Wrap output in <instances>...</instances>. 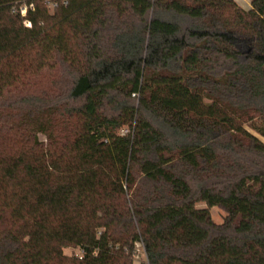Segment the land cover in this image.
Returning a JSON list of instances; mask_svg holds the SVG:
<instances>
[{
    "label": "trees",
    "instance_id": "trees-1",
    "mask_svg": "<svg viewBox=\"0 0 264 264\" xmlns=\"http://www.w3.org/2000/svg\"><path fill=\"white\" fill-rule=\"evenodd\" d=\"M261 138L264 0H0V264H264Z\"/></svg>",
    "mask_w": 264,
    "mask_h": 264
},
{
    "label": "rangeland",
    "instance_id": "rangeland-1",
    "mask_svg": "<svg viewBox=\"0 0 264 264\" xmlns=\"http://www.w3.org/2000/svg\"><path fill=\"white\" fill-rule=\"evenodd\" d=\"M250 1L251 0H237V2L239 3V5L243 8H248L250 5ZM50 11V10H49ZM50 13H52V11H50ZM54 78V76H52V74L47 73V75L45 76V79L43 80V83H41L43 86H47L48 82L50 80H52ZM247 129L253 133L254 135H256L257 137L258 134H256L253 130H251L250 128L247 127ZM261 140L264 142V139L261 138ZM198 208L202 209L205 208V205L203 204H199ZM211 216L212 219L215 223L217 224H221L224 221V213L217 207H214L211 209ZM75 253H77V250H75V248H67L64 249V254L68 257H73L75 256ZM133 264H146V258L142 252V249L140 247H138V252H137V256H136V260L134 261Z\"/></svg>",
    "mask_w": 264,
    "mask_h": 264
},
{
    "label": "built area",
    "instance_id": "built-area-1",
    "mask_svg": "<svg viewBox=\"0 0 264 264\" xmlns=\"http://www.w3.org/2000/svg\"><path fill=\"white\" fill-rule=\"evenodd\" d=\"M29 11H32V12L35 11V7L33 4L31 5L23 4L19 8L17 7L13 8V11H12L13 14H19L24 19L23 25L26 28L31 27V22L27 19V15Z\"/></svg>",
    "mask_w": 264,
    "mask_h": 264
},
{
    "label": "crops",
    "instance_id": "crops-1",
    "mask_svg": "<svg viewBox=\"0 0 264 264\" xmlns=\"http://www.w3.org/2000/svg\"><path fill=\"white\" fill-rule=\"evenodd\" d=\"M250 6V5H249Z\"/></svg>",
    "mask_w": 264,
    "mask_h": 264
}]
</instances>
